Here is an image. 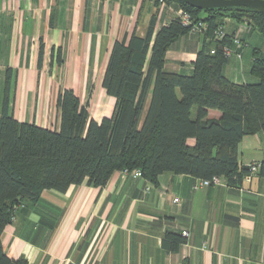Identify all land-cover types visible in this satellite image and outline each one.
Returning a JSON list of instances; mask_svg holds the SVG:
<instances>
[{
  "label": "crops",
  "instance_id": "1",
  "mask_svg": "<svg viewBox=\"0 0 264 264\" xmlns=\"http://www.w3.org/2000/svg\"><path fill=\"white\" fill-rule=\"evenodd\" d=\"M181 11L171 0L158 10L155 0H0V117L8 78L19 122L59 129L60 89H73L84 103L94 83L90 107L97 116L91 118L110 117L115 99L102 83L114 42L134 31L145 37L156 13L159 31ZM226 32L243 47L236 48L241 58L231 57L224 67L225 76L240 85L258 83L251 66L254 49L264 52V40L233 21ZM203 44L200 34L181 36L169 48L164 70L192 75ZM150 101L151 93L141 124ZM238 157L242 166L264 162V131L244 137ZM198 182L164 173L154 185L118 171L104 187L46 190L16 209L1 237L3 250L26 264H264V177L195 190ZM168 233L186 239L177 252L163 247Z\"/></svg>",
  "mask_w": 264,
  "mask_h": 264
},
{
  "label": "trees",
  "instance_id": "2",
  "mask_svg": "<svg viewBox=\"0 0 264 264\" xmlns=\"http://www.w3.org/2000/svg\"><path fill=\"white\" fill-rule=\"evenodd\" d=\"M171 1L195 22L207 25L204 33H196L204 37V44L193 74L164 70L169 48L191 28L178 17L156 31L154 14L145 37L134 31L113 44L102 83L115 99L110 117L92 119L89 104L64 88L57 102L59 129L19 122L11 110L12 84L6 81L0 117V264H26L5 254L1 237L16 209L25 201H37L46 190L63 194L74 185L104 187L114 172L136 169L154 185L164 173L199 180L217 176L227 185H242L250 167L240 165L238 146L244 137L264 131V52L254 49L251 66L259 82L236 84L224 74L230 58L221 50L234 37L226 35L221 43L212 37L233 21L264 38V14L243 7L201 11ZM160 5L161 0H155L157 10ZM260 165L258 174L264 177V162ZM185 243L177 234L163 238L170 252Z\"/></svg>",
  "mask_w": 264,
  "mask_h": 264
},
{
  "label": "built area",
  "instance_id": "3",
  "mask_svg": "<svg viewBox=\"0 0 264 264\" xmlns=\"http://www.w3.org/2000/svg\"><path fill=\"white\" fill-rule=\"evenodd\" d=\"M161 3L164 4V1L161 0ZM179 19L183 26L191 28L190 30L191 33H204L207 30V25L205 23L195 22L192 16L187 12L181 11L179 14ZM226 35L227 34L225 31V28L219 27V29L214 33L212 37V41L215 43H221L225 39ZM242 47H243V44L241 42V39L236 37L232 39V43L230 45H222L221 50L223 54L228 58H231V57L241 58L242 54L240 51L236 50V48L240 49ZM215 52L216 50L212 49L211 53L215 54ZM249 167H250V172L244 178V180L246 181H250L252 177L258 174V172L260 171L261 165L259 162H252L249 164ZM122 173L125 176L134 177V178L143 177L142 172L138 169L132 170V171L123 170ZM223 185H227L226 181L221 177L215 176L208 180H199V182L196 183V185L194 186V189L199 190V189L208 188L211 186H223ZM175 202H178V199H175ZM183 236H188V233L183 232Z\"/></svg>",
  "mask_w": 264,
  "mask_h": 264
},
{
  "label": "water",
  "instance_id": "4",
  "mask_svg": "<svg viewBox=\"0 0 264 264\" xmlns=\"http://www.w3.org/2000/svg\"><path fill=\"white\" fill-rule=\"evenodd\" d=\"M191 8L205 11L243 7L259 14H264V0H177Z\"/></svg>",
  "mask_w": 264,
  "mask_h": 264
},
{
  "label": "rangeland",
  "instance_id": "5",
  "mask_svg": "<svg viewBox=\"0 0 264 264\" xmlns=\"http://www.w3.org/2000/svg\"><path fill=\"white\" fill-rule=\"evenodd\" d=\"M256 35H258L262 40H264L259 34L256 33ZM96 86H97V83H94L92 86L88 85V88L85 92V98H84V100H85L84 103L89 104V111H91L90 114L92 117L97 116L96 112L94 111V107H90V105H92L90 100L92 99V95H93L94 90H96Z\"/></svg>",
  "mask_w": 264,
  "mask_h": 264
}]
</instances>
